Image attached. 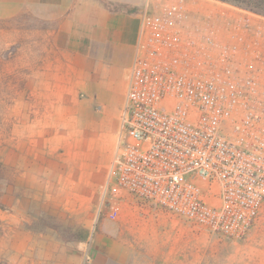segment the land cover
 I'll return each instance as SVG.
<instances>
[{
    "label": "rangeland",
    "instance_id": "rangeland-1",
    "mask_svg": "<svg viewBox=\"0 0 264 264\" xmlns=\"http://www.w3.org/2000/svg\"><path fill=\"white\" fill-rule=\"evenodd\" d=\"M200 2L221 31L237 26L241 65L264 77V4ZM57 16L0 2V264H264V202L229 238L128 191L101 197L125 90L120 77L105 82L93 105L63 91Z\"/></svg>",
    "mask_w": 264,
    "mask_h": 264
},
{
    "label": "built area",
    "instance_id": "built-area-1",
    "mask_svg": "<svg viewBox=\"0 0 264 264\" xmlns=\"http://www.w3.org/2000/svg\"><path fill=\"white\" fill-rule=\"evenodd\" d=\"M223 28L186 0L146 4L101 197L241 238L264 202V77Z\"/></svg>",
    "mask_w": 264,
    "mask_h": 264
},
{
    "label": "crops",
    "instance_id": "crops-1",
    "mask_svg": "<svg viewBox=\"0 0 264 264\" xmlns=\"http://www.w3.org/2000/svg\"><path fill=\"white\" fill-rule=\"evenodd\" d=\"M149 1L0 0L57 11L54 44L69 59L64 75L71 78L68 85L63 83V91L86 105H93L92 97L101 93V84H114L119 77L123 95L137 52L141 13ZM186 5L193 13L213 14L212 11H204L200 0H186ZM218 9L215 7L216 11ZM79 92H82V98H79ZM80 129L86 131L83 127Z\"/></svg>",
    "mask_w": 264,
    "mask_h": 264
},
{
    "label": "trees",
    "instance_id": "trees-1",
    "mask_svg": "<svg viewBox=\"0 0 264 264\" xmlns=\"http://www.w3.org/2000/svg\"><path fill=\"white\" fill-rule=\"evenodd\" d=\"M221 1H230V2H232V3H234V4H238V3H242V2H244V1H246V0H221ZM242 1V2H241ZM248 1H250V0H248ZM246 3H251V4H253L254 2H246ZM259 3H263L264 4V0H259V2L258 3H254L255 5H259ZM263 15H264V13H263ZM87 234H88V232H87V230H81V233H80V235H77L76 236V239H83V238H85V237H87Z\"/></svg>",
    "mask_w": 264,
    "mask_h": 264
}]
</instances>
